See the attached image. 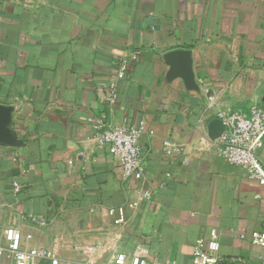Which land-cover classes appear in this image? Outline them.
<instances>
[{"label": "crops", "instance_id": "obj_1", "mask_svg": "<svg viewBox=\"0 0 264 264\" xmlns=\"http://www.w3.org/2000/svg\"><path fill=\"white\" fill-rule=\"evenodd\" d=\"M174 48L191 50L199 91L167 79ZM124 57L109 105L104 87ZM0 103L19 140L0 145V247L14 226L59 264L88 259L83 245L106 264L140 244L150 264H194L197 239L215 229L221 256L256 259L264 185L222 157L209 126L219 110H264V0H0ZM97 121L144 127L141 179L122 178ZM259 155L264 164V146ZM117 207L121 224L108 213ZM12 262L4 250L0 264Z\"/></svg>", "mask_w": 264, "mask_h": 264}, {"label": "built area", "instance_id": "obj_2", "mask_svg": "<svg viewBox=\"0 0 264 264\" xmlns=\"http://www.w3.org/2000/svg\"><path fill=\"white\" fill-rule=\"evenodd\" d=\"M129 69V57L121 58L108 83L105 84L104 99L113 105L118 96V82L125 78ZM217 118L223 123V130L218 136L220 154L233 165L246 169L248 176L264 185V164L259 151L264 146V110L257 104H252L246 111L219 110ZM95 138L101 144H107L111 155L117 160L122 178L125 180H139L143 171V149L140 142L144 127L140 126H112L97 121L92 125ZM172 152V147L165 143L164 153ZM14 190H19V185L14 184ZM145 199L152 197L149 189L141 191ZM108 213L114 224H121L125 220L123 207L110 208ZM39 224L44 222L39 221ZM26 235L25 239H29ZM5 247H0V254L5 250L13 257L12 264H37L39 261L48 260L49 264H59L60 258L55 248L25 247L24 236L14 226L4 230ZM251 245L258 247L260 252L255 260L243 256L223 257L219 254L218 233L212 229L210 239L204 245L202 239H197L193 251L194 264H264V221L260 230L250 237ZM80 251L88 257L80 264H104L94 261L92 248L80 246ZM106 264H150L148 249L145 245H138L128 255L123 252L113 253L110 262ZM167 264H178L175 259Z\"/></svg>", "mask_w": 264, "mask_h": 264}, {"label": "water", "instance_id": "obj_3", "mask_svg": "<svg viewBox=\"0 0 264 264\" xmlns=\"http://www.w3.org/2000/svg\"><path fill=\"white\" fill-rule=\"evenodd\" d=\"M163 61L168 65L167 79L172 81L179 78L183 81L185 88L189 91H199V83L193 66V56L190 49L174 48L163 54ZM13 107L0 103V145L16 146L18 138L11 127ZM223 123L216 118L210 123L212 136H219L223 130Z\"/></svg>", "mask_w": 264, "mask_h": 264}]
</instances>
